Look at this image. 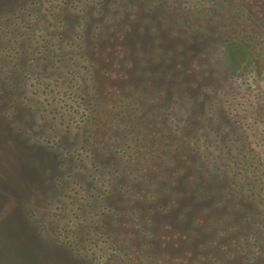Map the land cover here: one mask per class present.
I'll return each mask as SVG.
<instances>
[{
	"label": "rangeland",
	"instance_id": "rangeland-1",
	"mask_svg": "<svg viewBox=\"0 0 264 264\" xmlns=\"http://www.w3.org/2000/svg\"><path fill=\"white\" fill-rule=\"evenodd\" d=\"M193 1L0 0V264H76L74 259L80 264L81 250L95 264H264V53L252 52L235 34L227 43L238 39L237 66L226 60L220 68L203 44L185 42V35H198L181 25L193 17ZM224 7L217 0L210 5L215 10V17L209 18L211 25H218ZM248 12L246 23H252L251 31L259 27L264 33V13ZM230 14L219 22L225 19L229 30L235 27L238 32L242 24L233 20L238 14ZM190 22L196 25L194 19ZM115 30L136 41L146 36L157 40L160 35L164 47L154 62V44L144 49L153 64L142 75L136 65L121 70L136 75L132 82L137 88L131 95L139 94V85L147 88L137 101L135 116L139 115L142 127L132 150L135 179L129 182L125 198L139 191L154 192L158 175L163 176L160 197L165 201L146 200L144 207L149 205L151 214L149 229L141 239L114 209V217L97 218L82 233L78 228L82 217L88 219V209L97 210L100 199L87 188L81 195L77 191L71 199L56 202L52 180L66 172L53 153L65 154L61 147L49 149L38 140L53 139L57 132L69 149L73 142L86 141L83 132L96 131L86 119L66 124L65 108L59 110L57 102H48L59 95V103H65L63 91L70 80L75 82L70 72L73 64L98 67L90 73L79 72L83 85L95 91L87 104L113 101L114 93L106 96L108 88L100 84L108 82L112 89L123 84L116 77L111 55L104 51L110 36L115 41ZM134 55L127 57L134 59ZM48 87H54V92ZM94 109V105L89 107L83 115L92 120ZM212 128L220 140L210 136L209 142L196 141L204 131L212 135ZM102 150L100 145L91 148L97 155ZM199 155L224 170L229 192L223 198L220 191L223 203L218 207L213 202L210 210L201 202L192 204L186 192L181 196L171 178L162 174L164 168L175 165L188 168L199 161ZM123 173L129 172L123 169ZM83 175L70 170L66 174L71 180ZM48 212L52 217L45 218L43 213ZM70 212L74 216L68 217ZM31 213L38 217L37 223ZM61 240L70 250L59 244Z\"/></svg>",
	"mask_w": 264,
	"mask_h": 264
},
{
	"label": "flooded vegetation",
	"instance_id": "flooded-vegetation-1",
	"mask_svg": "<svg viewBox=\"0 0 264 264\" xmlns=\"http://www.w3.org/2000/svg\"><path fill=\"white\" fill-rule=\"evenodd\" d=\"M215 1L216 0L193 1V17L189 19V22L184 21L181 25H185V27H189V29L191 28V30L197 32L198 35H185V42L190 44H203L206 47V50H208L211 55H213V57L217 58V64L220 66V68H222L221 66H224L226 62L224 57L225 46L235 34L238 35L236 36V38H241L239 40H242L243 44L244 42H246V44H254V47L257 49V51L260 52V55L261 53H264V33L260 31L259 27H255V29L251 31L252 23H246L249 20L248 11L251 12L253 10H256V12H259V14L261 12L264 13V0H217V2L225 6L224 13L223 15L220 14L218 16V25H211L209 18L210 16L215 17V10H211L210 5ZM184 2L186 4L188 3V0H184ZM151 7L154 6L151 5ZM230 13L238 14L236 17H233V20H240L239 23L243 25H240V29L238 30V32L236 31L237 29L235 27H230L231 30H229L225 19L223 20L224 23L219 22V19L221 20L222 17L225 18V16H231ZM193 19L196 24L194 27L193 23L190 22ZM179 22L177 23L179 24ZM189 23L192 24V27ZM142 28L143 32H147L146 26H143ZM166 31L167 30H164V33ZM115 33V41L114 38L110 36L109 44L105 47L104 51L111 55L110 58L114 64V70H118V75L116 77H119L118 79L123 81V84L119 88L115 87L113 89L109 88L111 84H109L108 82H102L100 84L102 87L108 88L105 94L106 96L109 97L110 91L114 93V95H112V97H114L113 101L103 102L101 100H96L95 103H92L93 101L90 100L88 101V104L86 103V99L91 96V94H95V91H89V87L87 88L85 85H83L84 82L83 79L81 80L80 75L82 73L79 72L83 69L85 72L90 73L92 70H96L98 67L96 68L94 64L89 65L85 63L86 65L73 64L72 69H70L71 76H75V82L70 80L67 88L63 91V96L67 98L65 103H59V95H56L54 98L52 97L51 101L49 100L48 102L50 105L54 102H57L58 105H56L58 108L60 107L59 110H63L62 107L65 108V113L68 117L66 118L68 120L66 124L69 125L72 123H84L86 119L88 123H91V125L96 127V131L83 132V139H85L86 141L81 143L73 142V147H69V149H66L65 144L67 143L63 142V139L65 138L59 136V134L56 135L57 132L53 133V139L40 137L38 138V140H41L44 145L49 146V149H54L57 146L62 148L61 150L64 151V153L61 154H65L63 156L64 158L61 157L59 153L53 154L57 155V158L59 157V165L66 172V174H69V170L73 173L84 172V175L82 177L73 178L72 180L70 179L71 176H66V174L63 176L57 174L54 175L51 191L53 195L57 197V199H55L56 202L60 198H66L68 200L71 199V195L74 196L77 191H79L81 195V192H85L84 189L87 188L90 189V192L93 194V196H96L100 199L101 206H99L97 210H93L92 212L90 209H88V219H86L84 216L82 217L83 221L79 223L78 227L82 233H85L86 230L91 228L93 222L96 221L97 218H104L108 214L114 217V215L116 214L120 215L121 217H126L129 222L128 225H130L131 229L135 231V235L138 236L139 239H141V237L145 235L146 230L149 229V218L151 214L149 205L144 207L146 200L149 203H151L152 201L153 203L159 204L165 201L164 198V200L161 202L163 197H160L162 195L161 192H163V179H161L163 176L161 175V173L158 175V178L155 181L156 186L154 192H152V190H147L145 191L144 195L143 191H141L142 194L139 191L137 195H128L127 198H125L127 193L126 189L130 185L129 182H133V180L135 179L132 176L134 175V171L131 168V160L134 159L132 150L133 144L140 137L142 127L138 121L139 115L137 117L135 116V112L137 110V101L138 97L141 96L140 92H142L143 90L146 91L147 88L146 84L139 85V94L131 95L130 91H134V88H137V85L135 86V83L132 82L133 78H135L136 75L133 74V72L129 73L121 70L123 69L122 66H125L127 70H130L133 69V67L136 65L139 75L145 73L147 71L146 66H152L153 63L149 62V59H146V51L144 49L149 47V45L152 46L154 44L155 50H159L158 52L154 50L153 54L151 55L154 62V60H156L157 58L155 54L161 53L160 51H162V49L164 50V47H161L160 45V43L163 42V39L160 37V35H158L157 40H155V36H153L154 39H152L150 36H146V38H141V40L138 39L139 41H136V39L134 38L133 40H128L127 34L122 30H115ZM225 33L228 36L227 39L226 35L225 39L222 36V34ZM133 54H135L134 59L127 57H131V55ZM192 55L195 54L193 53ZM110 58H108V60ZM159 60L161 61V57ZM137 62H140L139 65ZM77 66H79V68ZM102 71L103 70H101V72H98L102 74ZM97 75L98 74L95 73L94 76L97 78ZM179 77H182V75L179 74ZM80 82L82 83V85H79L81 84ZM185 82H187V79L183 81V84H185ZM47 89L49 90V87ZM54 89L55 88L52 87L49 91L54 92ZM175 89L177 90V88ZM92 91H94V93H92ZM167 92L168 91L165 90L163 95L166 96ZM261 103H263L262 105H264V101ZM93 105L95 107V114L93 113L94 117H92L91 120V117L83 114H86L88 112V108ZM178 107L182 109L181 102H178ZM52 111H54V109H52ZM75 117L80 118L78 120H75ZM186 119L189 120V116H187ZM206 127L209 130L211 129L210 124H207ZM213 128L211 130L212 135L210 134V132L204 131V135H200V137H197L198 139L196 141H199L200 139V141L202 140L209 142L210 136H213L214 140L216 139V141L220 140V136L217 135L216 132H213ZM173 142L174 141H171V145H173ZM98 145L103 147V154L100 153V155H97L92 153L91 148ZM108 146L109 148H106ZM52 161L54 162V160ZM210 161H214V158H210ZM123 162H125V167H123ZM123 169H126L129 173L125 175L123 173ZM219 169L221 168L216 167L214 163L210 165L207 157L200 158L199 155V161L189 165L188 168L181 167L180 165H175V168H164L162 174H166V176H169L171 178L170 180L171 182L173 181V187L182 193L181 196L184 192H186L188 194L187 197L191 198L189 200L190 202H192V204H195V202H198L199 204V202H201L203 204L202 207H207V209L210 210L213 202L218 207H220V205L223 203V201H221L220 197L218 196L220 191L223 198H227L229 194L228 188L226 187L227 183L225 182L224 170ZM129 177H131V179H129ZM215 177H218V180H216ZM149 178H153V173H149ZM116 184L117 189H115ZM102 187L105 188L104 192L100 191V188ZM109 199H111L110 202H108ZM84 202L92 203L91 200L86 199L84 200ZM111 209H114L115 214L111 211ZM154 212L155 210H152V213ZM43 215H45V218L46 216L52 217L51 213L49 212L48 214L43 213ZM70 215L74 216L73 212H70L68 214V217H70ZM209 215L214 218V214L212 213V211ZM32 216L36 215H32L31 213V217ZM33 218L35 223H37L36 218L38 217L36 216ZM68 224L72 225L73 227L71 220L68 222ZM59 244L66 246L70 250V246L65 245L62 240ZM78 254H80L78 257L80 258V261L78 260L80 264H95V262L91 258H89L91 256L89 253L81 250ZM81 259H83V261H81ZM74 261L76 264L78 263L75 259ZM138 263H140V261H138Z\"/></svg>",
	"mask_w": 264,
	"mask_h": 264
},
{
	"label": "trees",
	"instance_id": "trees-1",
	"mask_svg": "<svg viewBox=\"0 0 264 264\" xmlns=\"http://www.w3.org/2000/svg\"><path fill=\"white\" fill-rule=\"evenodd\" d=\"M244 44L249 48V50L260 55V52L257 51V49L254 47V44H249V43L246 44V42H244ZM238 46L240 45L237 41H231L225 46V56H224L225 60H230L234 64V66H237V63H238V60H237L238 55L236 54V50L238 49L239 51Z\"/></svg>",
	"mask_w": 264,
	"mask_h": 264
}]
</instances>
